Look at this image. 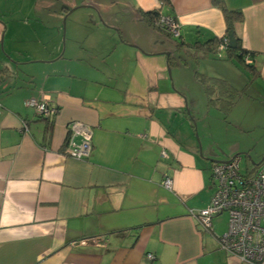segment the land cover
Returning <instances> with one entry per match:
<instances>
[{
	"label": "crops",
	"instance_id": "crops-1",
	"mask_svg": "<svg viewBox=\"0 0 264 264\" xmlns=\"http://www.w3.org/2000/svg\"><path fill=\"white\" fill-rule=\"evenodd\" d=\"M223 1L253 73L228 44L211 52L228 43L211 0H0V264H242L189 214L209 204L212 160L238 155L208 146L222 116L226 133L264 130V0ZM213 79L235 96L210 83L208 97ZM72 121L92 131L85 160L65 152Z\"/></svg>",
	"mask_w": 264,
	"mask_h": 264
},
{
	"label": "built area",
	"instance_id": "built-area-1",
	"mask_svg": "<svg viewBox=\"0 0 264 264\" xmlns=\"http://www.w3.org/2000/svg\"><path fill=\"white\" fill-rule=\"evenodd\" d=\"M157 28L169 37L179 36V24L171 15H161ZM223 39L217 51L227 48ZM251 63V55L243 57ZM25 106L32 108L45 121L50 122L57 114V107L47 100L29 99ZM1 112V110H0ZM65 152L68 157L85 160L91 152V129L76 121L67 125ZM161 157H166L164 152ZM213 193L209 204L201 210L190 211L199 228L211 234L219 248L235 256L242 264H264V168L241 172L240 157L235 155L225 163H214L210 169ZM161 187L171 190V180L165 176ZM226 213V231L221 235L213 232L214 218ZM148 259H153L147 254Z\"/></svg>",
	"mask_w": 264,
	"mask_h": 264
},
{
	"label": "rangeland",
	"instance_id": "rangeland-1",
	"mask_svg": "<svg viewBox=\"0 0 264 264\" xmlns=\"http://www.w3.org/2000/svg\"><path fill=\"white\" fill-rule=\"evenodd\" d=\"M239 113L241 114V112L238 111L236 115H234V118H240L238 116ZM222 119V122L216 123L213 128L214 140H212V137L208 136V146L212 145V148L215 150L214 154L216 155V153H223V149L227 148L230 150V147L234 143H239L240 149H232V151H236V154H238L237 156L240 157L241 172L245 173L249 170V167H254L253 165L258 164L262 158H264V144H262L264 143V130L259 128L249 129L241 135L239 133L237 134L234 129L228 127V132L226 133L225 126L223 125V116ZM258 168H264V163H262ZM226 217V213L221 216L220 223L218 225L219 227L217 228L220 232L225 230Z\"/></svg>",
	"mask_w": 264,
	"mask_h": 264
},
{
	"label": "trees",
	"instance_id": "trees-1",
	"mask_svg": "<svg viewBox=\"0 0 264 264\" xmlns=\"http://www.w3.org/2000/svg\"><path fill=\"white\" fill-rule=\"evenodd\" d=\"M211 3L212 5H214L215 7L219 8L223 14V17H224V21H225V24H226V36L228 34V32L230 31H233V26L235 23L237 22H241L242 21V14L239 12V11H232V10H228L225 6H224V1L223 0H211ZM144 20L146 22H148L150 25H155V22L157 21L158 19V14L157 13H154V12H150V13H144L142 14ZM236 40V47L235 48H228L227 49V53H228V56L230 58H233L234 61L239 65L241 66L243 69H245L246 71H249L250 73H253V69H252V66H251V63L250 64H245L244 63V55L248 54L249 52H245L244 50L241 49V46H240V43H239V40L235 39ZM220 40L214 38L212 41H210L212 44H214V48L210 49L211 52L217 51V45L219 43ZM204 46H208V43L206 44H203ZM211 47V46H210ZM207 49V48H206ZM250 54V53H249ZM251 55V54H250ZM252 58V57H251ZM208 85H203V88L207 94V96L209 97L210 93H209V85L210 83H212L213 87H216V88H221L224 90V92L228 93V96L229 97H233L235 96V91L231 90L227 84H225L222 80H218V79H213L211 80V82H207ZM209 102H210V99H209ZM230 103V102H229ZM231 105V104H230ZM229 105V107H230ZM229 107L224 106L225 110H228Z\"/></svg>",
	"mask_w": 264,
	"mask_h": 264
},
{
	"label": "water",
	"instance_id": "water-1",
	"mask_svg": "<svg viewBox=\"0 0 264 264\" xmlns=\"http://www.w3.org/2000/svg\"><path fill=\"white\" fill-rule=\"evenodd\" d=\"M227 39H228V46L229 48H235L236 47V40H235V37H234V34L232 31H230L227 35ZM198 144V151H199V154L200 156L203 157L204 154H202V151H201V146L199 143ZM209 151H211V148H209ZM214 163H225L226 161H215V160H212ZM262 163H264V158H262V160L256 164L257 166H260Z\"/></svg>",
	"mask_w": 264,
	"mask_h": 264
}]
</instances>
